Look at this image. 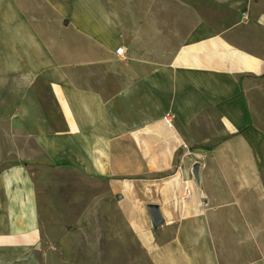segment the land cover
Listing matches in <instances>:
<instances>
[{
  "label": "crops",
  "instance_id": "crops-1",
  "mask_svg": "<svg viewBox=\"0 0 264 264\" xmlns=\"http://www.w3.org/2000/svg\"><path fill=\"white\" fill-rule=\"evenodd\" d=\"M45 164L84 178L71 234ZM0 264H264V0H0Z\"/></svg>",
  "mask_w": 264,
  "mask_h": 264
},
{
  "label": "rangeland",
  "instance_id": "rangeland-1",
  "mask_svg": "<svg viewBox=\"0 0 264 264\" xmlns=\"http://www.w3.org/2000/svg\"><path fill=\"white\" fill-rule=\"evenodd\" d=\"M40 171L46 173L48 177L40 188L44 231L49 236L71 234L74 223L84 220L86 209L93 204L90 196L86 195L84 178L76 173L64 172L47 164L42 165ZM103 191L105 193V187ZM92 219L101 221L103 226L87 228L86 233L78 230L75 234L113 237L123 230L121 226L119 227L122 224V218L113 208L97 213Z\"/></svg>",
  "mask_w": 264,
  "mask_h": 264
},
{
  "label": "built area",
  "instance_id": "built-area-1",
  "mask_svg": "<svg viewBox=\"0 0 264 264\" xmlns=\"http://www.w3.org/2000/svg\"><path fill=\"white\" fill-rule=\"evenodd\" d=\"M123 53H124V49L123 48H120V49L117 50V54L118 55H122ZM164 121H165V123L168 126H173V124H174V116L173 115H170V114L169 115H166L164 117ZM185 193H186V197H188L189 196L188 189H186Z\"/></svg>",
  "mask_w": 264,
  "mask_h": 264
},
{
  "label": "water",
  "instance_id": "water-1",
  "mask_svg": "<svg viewBox=\"0 0 264 264\" xmlns=\"http://www.w3.org/2000/svg\"><path fill=\"white\" fill-rule=\"evenodd\" d=\"M195 175H196V171H195ZM152 211H153L154 217L158 218V213H157L156 209H153Z\"/></svg>",
  "mask_w": 264,
  "mask_h": 264
}]
</instances>
